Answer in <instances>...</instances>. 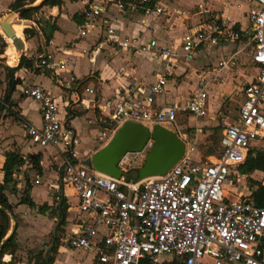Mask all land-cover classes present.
I'll return each instance as SVG.
<instances>
[{"label":"built area","instance_id":"1","mask_svg":"<svg viewBox=\"0 0 264 264\" xmlns=\"http://www.w3.org/2000/svg\"><path fill=\"white\" fill-rule=\"evenodd\" d=\"M250 2L245 45L254 46L250 64L256 74L242 88L244 98L238 115L223 124L217 156L196 158V144L189 139L188 127L180 124L179 116L207 117L209 89L218 81H230L234 54L204 69L199 90L181 106H156L167 92L166 75H157L154 82L125 90L106 102L98 100L97 89H86L93 96L95 111L89 124L99 131L93 139L94 152L106 147L128 122L160 125L177 134L185 143V154L164 176L138 180L123 170V177L114 178L85 166L78 150L81 145L78 132L61 118L56 98L38 85L22 87V96L40 105L42 121L40 126L24 121L23 131L32 145L57 149L62 159V185L55 189L54 207L63 205L88 215L76 233L58 238L60 245L75 250L96 249L99 264H141L144 260L151 264H264V207L249 196L231 199L225 188L232 173L239 174L237 168L250 153L264 146V0ZM109 6L122 13H142L147 17L173 15L172 10L153 0H91L81 12L85 20L81 37L87 36ZM197 10V14L212 17L203 3L198 4ZM180 15L188 16V12L181 11ZM115 34L114 27H107L105 42L168 62L178 56L157 40L147 43H141L137 37L119 40ZM243 36L217 22L202 24L184 34L181 57L189 62L207 46H228ZM29 59L34 60L35 68L56 75L60 89L72 91L77 87L76 83L59 77L63 63L57 62L51 53ZM78 99L67 106L69 115L78 107L85 110L91 107L86 98ZM101 229L106 230L103 235Z\"/></svg>","mask_w":264,"mask_h":264},{"label":"crops","instance_id":"2","mask_svg":"<svg viewBox=\"0 0 264 264\" xmlns=\"http://www.w3.org/2000/svg\"><path fill=\"white\" fill-rule=\"evenodd\" d=\"M15 1L9 0L5 7L1 6L0 3V14L3 15V19L10 13ZM59 1L60 5L56 7H43L41 12L44 13L42 17L37 19L42 21L50 20L56 25V31L49 44L46 43L40 27L35 22L36 20H26L33 24V26L27 27L32 29L35 34L24 41V55L31 58L32 55L38 52L40 54L51 53L57 62L61 61L63 63L59 77L76 83L77 87L72 91H64L56 85V75L44 70L36 73L22 68L15 74V77L22 80V85L18 86L17 91L11 97L12 105L14 104L12 108H18L19 115L17 116L19 120L27 121L36 126H40L42 122L40 105L32 99L20 98L22 95L21 89L26 84L41 86L51 93L60 105L61 118L69 121L77 130L81 144L87 142L93 146L95 145L93 139L98 136L99 131L95 126L89 124V119H93L95 111L91 102L93 96L86 92L87 88L97 89L99 92L98 100L106 102L114 99L116 94L123 93L125 90L154 82L157 75H166L169 77L167 92L157 100L156 106L165 104L185 105L189 98L199 90L202 71L230 54L229 47L220 46L219 48H214L207 46L198 52L191 61L187 62L182 59L180 45L184 34L191 28L210 22L226 25V28L244 35L242 39L236 42L238 49L234 53V59L231 63L234 81L229 84L225 81H220V83L217 82L210 87L207 117L194 119L180 115L179 122L188 127L189 139L197 147L198 142L204 141L207 136L204 129L219 125L218 113H220L225 100L229 98L228 95H223V98L226 99H218L221 91L225 90L226 94H229L228 92L234 93L239 88L236 94L241 95L243 102L242 88L244 85L240 87L239 82L242 81V76L246 74L243 72L245 70L243 67L247 64L248 55L251 54V48L250 52H247L245 45L250 27L248 18L249 10L252 6L250 0H187L186 5H184L183 0H156L173 11L172 16L162 17H147L142 13H122L115 6H109L106 12L96 19L86 37H81L85 22L81 12L91 0ZM201 3L206 6L212 17L208 14H197V6ZM184 7L189 8L185 9ZM181 11H187L188 16L180 15ZM213 17L214 19H211ZM109 26L116 29L115 37L119 40L127 37H137L141 43L157 40L161 45L173 49L178 56L173 61L168 62L156 59L151 54L133 53V51L123 50L117 46L107 44L104 36L106 28ZM25 27V23L13 26L17 36L21 39L23 38ZM10 49L12 54L7 53L9 55L6 56L9 60L8 64L12 66V63L18 61L19 53L14 44ZM87 58L89 62L86 67H77L80 59ZM140 58L142 61H140ZM150 63L154 67L150 68ZM127 64H130V66L126 67ZM47 76H49L51 81H46L45 78ZM181 78H185L183 79L184 83L186 82L185 84H179ZM87 79H90V83L86 87L80 88L83 81ZM195 81L196 84H194ZM19 89L20 91H18ZM79 97L86 98L85 100L91 107L87 110L78 107L73 114L69 115L70 109L67 106L79 101ZM33 110L39 114L36 120L29 118V113ZM14 120L13 117H5V120L2 121L0 125L1 142L5 140L4 134L7 133L8 136H12L8 134L9 132H6V127L8 124L10 126L9 121H12L11 124L14 125ZM201 120H204V122ZM143 126L148 129L154 127L151 125ZM190 129H193V135L189 132ZM23 136L27 140L28 146L19 148L22 149L20 152L19 150L17 151L18 148L12 147V141L4 142L0 146V183H3L4 179L3 167L6 161V153L13 151L20 153L26 163L20 170L22 172L19 171L14 176L16 190L13 191V185L12 187L10 185L6 191L9 203L13 207V213L10 214V230L7 237L13 232L16 233L18 251L13 264H37L36 261L41 254L43 257H47L53 247V237L56 234L58 223L57 212H54L57 208L53 205V198L55 189L62 185L63 168L62 159L57 149H41L30 143L25 132ZM22 137H18V139L21 140ZM92 145L91 147L88 146L89 148H81L80 155H82V159L86 160L95 153ZM17 147H20V145L18 144ZM35 155L40 156L41 175L33 168L29 159ZM196 158H201L198 148ZM256 173L262 174V172ZM27 180H29V184ZM37 180L39 183H36ZM24 198L31 199L36 207L23 204ZM44 205H47L49 209L40 210V207ZM86 220H88V215L67 209V225L63 227V232H60L59 237L76 233L80 225ZM105 232L106 230L101 229L102 235ZM50 234L52 235V243L49 245L51 241ZM57 245V252L51 255L55 259L53 264H99V253L96 249L75 250L63 247L58 242ZM11 260V255H5L3 258L6 264H9Z\"/></svg>","mask_w":264,"mask_h":264},{"label":"trees","instance_id":"3","mask_svg":"<svg viewBox=\"0 0 264 264\" xmlns=\"http://www.w3.org/2000/svg\"><path fill=\"white\" fill-rule=\"evenodd\" d=\"M36 0H16L12 6V10H16L26 6L29 3H34ZM156 0H153L155 2ZM60 5L59 0H46L43 4V7H56ZM43 7L39 9L25 12L21 15V19L23 20H31L35 14H37ZM77 18V17H75ZM78 22L81 21L77 18ZM40 30L42 31L46 43L49 44L53 38V35L56 31L55 23L48 21L37 20L35 21ZM45 23V24H44ZM24 24V23H21ZM1 30V27H0ZM26 38L31 37L35 34L32 29H26L24 31ZM4 35V34H3ZM6 40L0 34V44H1V51L0 55H4L7 49V53L12 54L11 46H13V41L9 38ZM2 66H0L1 68ZM4 71L6 72V81H7V88L4 94L3 101H0V107L2 110L9 109L12 110V95L17 91L18 86L22 85V80L20 78L15 77V74L21 70L22 68L29 69L33 72L39 73L40 69L34 67V60L29 59L25 55L22 57L21 61L19 62L17 67H10L5 64L3 67ZM3 81L0 78V87ZM90 83V79L83 81L80 88L86 87ZM12 114H10L11 116ZM211 155L217 156V153H210ZM210 156V155H209ZM6 161L3 167L4 179L3 183H0V264H6L3 261L5 255H11L12 260L9 264H13L16 260V253L18 251V244L16 242V233L13 232L10 236L7 237L9 230H10V214L13 213V207L9 203L6 191L7 187L13 185V191L16 190V181L14 176L18 173L21 168L25 165L26 160L22 157L20 153L16 151L8 152L5 155ZM33 168L38 172L39 175L42 174V168L40 165V156L35 155L29 158ZM237 171L242 176H248V180L250 182V195L249 197L255 201V203L260 206L264 207V183L256 181L252 179L250 176L253 175L255 172H262L264 173V149L263 150H254L250 153L248 159L244 164L237 168ZM130 178L137 179L136 176H132L130 173L128 174ZM29 184V180H27ZM23 204H27L30 207H36L34 202L31 199L24 198L22 201ZM49 209L47 205L40 207V210ZM54 212H57L58 216V223H57V230L56 234L53 237V247L48 253L47 257H43L42 255L37 259V264H53L55 259L51 256L53 253L57 252L58 249V237L60 232H63L62 229L64 226L67 225V208L65 206L58 207ZM141 264H151L149 260H144Z\"/></svg>","mask_w":264,"mask_h":264},{"label":"water","instance_id":"4","mask_svg":"<svg viewBox=\"0 0 264 264\" xmlns=\"http://www.w3.org/2000/svg\"><path fill=\"white\" fill-rule=\"evenodd\" d=\"M45 1L36 0L32 4L11 11L3 20H0L3 33L13 40V44L19 53V62L24 56L25 45L24 41L17 36L13 26L21 23L32 26L31 22H23L20 19L21 15L43 7ZM151 141H153V146L146 155L142 167L138 170L137 179L164 176L184 156L185 143L176 133L160 125L148 129L139 123H125L116 137L106 147L87 158L84 165L92 167L102 174L121 178L125 172L121 169L120 164L126 155L133 152H143Z\"/></svg>","mask_w":264,"mask_h":264},{"label":"rangeland","instance_id":"5","mask_svg":"<svg viewBox=\"0 0 264 264\" xmlns=\"http://www.w3.org/2000/svg\"><path fill=\"white\" fill-rule=\"evenodd\" d=\"M195 1H197V0H195ZM7 2H9V0H0L1 6L3 5V7L6 6ZM183 2H184V5H186L188 1L183 0ZM29 4L30 3L28 2L27 5H29ZM184 8L188 9L189 7H184ZM43 13L44 12H41V10H40L37 14H35V16L32 17L31 20L33 21V20L38 19L39 17H42ZM2 16L3 15L0 14V20H3ZM21 20L23 22H26V20H23V19H21ZM27 22H30V21H27ZM26 29H30V28L26 26L24 28V31ZM24 31H23V38H22L23 41L26 40ZM0 34L3 36V34L1 32H0ZM226 47H229V52H230V54L226 55V57H231L234 53L237 52V49H238L237 43L228 44V46H226ZM250 48H251V52H252L254 49V46L253 45L251 47L246 46V51L250 52ZM0 51H1V44H0ZM38 54H40V53L38 52L35 55H32L31 57H34V59L36 60V56ZM6 55L7 56L9 55L6 53V51H5L4 55H0V66H2V67L5 64L9 65L8 64L9 60H8V57ZM140 61H142L141 58H140ZM88 62H89L88 58L87 59H80L78 64H77V67H79V66L86 67ZM246 62H247V64L245 65V67H243V68H245V70L243 72L246 74H245V76H242V81L239 82L240 87L245 85L252 78V76L256 74V70H255L254 66L250 64V55H248ZM124 63H126V62H124ZM18 64H19V60L16 61L15 63H12V66L11 65H9V66L16 67ZM118 64H120V62H118ZM149 65H150V68L154 67V65L151 63ZM128 66H130V64H127L126 67H128ZM2 67L0 68V78L3 81V83L0 87V101H3L4 94H5V91L7 88L6 72L4 71V69ZM224 75H225V77H229L228 73H226V72H224ZM233 77H234V75H233V72L231 71L230 72V81H227L226 83L229 84L230 82L234 81ZM45 79H46V81H51L49 76H47V78H45ZM183 79H185V78L180 79L179 84L184 83ZM218 83H220V81H218ZM194 84H196V81L194 82ZM18 91H20V89ZM237 91H239V88H238V90H236V92ZM214 92H216V91L214 90ZM236 92H234V93L228 92L229 94H226L227 92H225V90H223L220 93V96L218 99H226V98H223V95H228L229 98L227 100H225L220 113H218L217 118H218L219 125L216 127H212V128H205L204 130L206 131L207 136H206L204 141L198 142L197 148H198V151L200 153V157L203 160H205V157H208L209 155H211L210 153L215 154V153L219 152L220 139H221L222 132H223L224 122L225 121H233L236 118V116L238 115V112H239L241 104H242V97H241V95H237ZM20 98L22 99L25 97L21 95ZM214 105L216 106V104H214ZM10 114H12V115L10 116ZM17 115H19V112H18V108H16V107L12 108L11 111L9 109L2 110L0 107V125H1L2 121L5 120V117H13L15 119L14 125L11 124L12 121H9L10 126L8 124L6 127L7 128L6 132H9L8 134L12 135V136H8L7 133L4 134L5 140H3L1 142V139H0V146H2V144L4 142L12 141L11 142V145H13L12 147L15 149L18 148L17 151L19 150V152H20L22 149H19V148L27 147L28 143H27V140L25 139V137L23 136L24 132L20 127L21 123L23 121L19 120ZM38 115L39 114L33 110L29 113V118L36 120V119H38ZM201 121L204 122V120H201ZM8 128H10V129L8 130ZM189 132L192 135L194 134L193 129H190ZM17 136L19 138L22 136L23 137L20 140V139H18ZM18 144L20 145V147H17ZM91 145H92L91 143L88 144L87 142H85L78 147V150H81V148H85V147L89 148V147H91ZM261 145L262 144H260V146ZM151 148H152V145H148L143 152H139V153L133 152V153L127 154L126 157L122 160V162L120 164L121 169L127 173H130L132 176L138 175V170L142 167V165L145 161L146 155L151 151ZM260 149L263 150L264 146H263V148H258L255 150H260ZM20 172H22V171H20ZM250 177L256 181H259V182L261 181L264 183V173L259 175L255 172ZM0 180H1V174H0ZM225 188L229 192V197L231 199H234V200L237 198H240L241 195H242V198L249 196L250 190H251L250 182L248 180V176H242L241 174H237L235 171L232 173L231 178H230L229 182L226 184ZM50 239H51V241H50L49 245L52 243V235L51 234H50Z\"/></svg>","mask_w":264,"mask_h":264},{"label":"bare ground","instance_id":"6","mask_svg":"<svg viewBox=\"0 0 264 264\" xmlns=\"http://www.w3.org/2000/svg\"><path fill=\"white\" fill-rule=\"evenodd\" d=\"M41 1V0H40ZM0 32L2 33V34H4L3 33V31H2V29L0 30ZM3 37L6 39V38H8V37H6V35L4 34L3 35ZM6 41H7V39H6ZM13 41V40H12ZM8 43V42H7ZM11 63V62H10ZM148 145H152L153 146V141H151Z\"/></svg>","mask_w":264,"mask_h":264}]
</instances>
